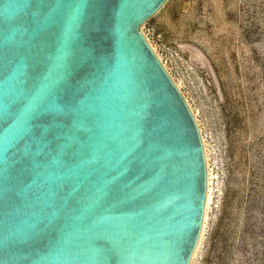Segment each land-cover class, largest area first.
<instances>
[{
	"label": "water",
	"instance_id": "obj_1",
	"mask_svg": "<svg viewBox=\"0 0 264 264\" xmlns=\"http://www.w3.org/2000/svg\"><path fill=\"white\" fill-rule=\"evenodd\" d=\"M165 0H0V264H188L205 161L139 26Z\"/></svg>",
	"mask_w": 264,
	"mask_h": 264
},
{
	"label": "rangeland",
	"instance_id": "obj_2",
	"mask_svg": "<svg viewBox=\"0 0 264 264\" xmlns=\"http://www.w3.org/2000/svg\"><path fill=\"white\" fill-rule=\"evenodd\" d=\"M141 24L199 111L215 173L194 264H264V0H165Z\"/></svg>",
	"mask_w": 264,
	"mask_h": 264
},
{
	"label": "bare ground",
	"instance_id": "obj_3",
	"mask_svg": "<svg viewBox=\"0 0 264 264\" xmlns=\"http://www.w3.org/2000/svg\"><path fill=\"white\" fill-rule=\"evenodd\" d=\"M139 31L141 32L142 36L144 37L145 41L147 42L148 46L150 47V49L152 50V52L154 53V55L156 56V58L158 59V61L160 62V64L162 65V67L164 68V70L166 71V73L168 74L169 78L172 80V82L174 83V85L176 86V88L179 90V92L181 93L187 107L189 108L192 117L196 123L198 132H199V136H200V140L202 143V147H203V153H204V161H205V172H206V180H205V194H204V200H203V211H202V218H201V223H200V229L198 232V236L194 245V248L189 256V260H188V264H194V261L196 260L202 243H203V239H204V235H205V231H206V227H207V222H208V217H209V209L213 200V194H214V189H215V185H214V179H215V173L211 167L210 164V160H209V153H208V147H207V142H206V138H205V134L203 133L200 121L198 119V113L199 111L197 109H195L190 100L188 99V97L184 94V92L181 90V84L176 81L172 75L169 73L165 63L163 62L161 56L159 55V53L157 52L155 46L152 44V42L150 41L149 37L146 35V33L143 30V24H141L139 26Z\"/></svg>",
	"mask_w": 264,
	"mask_h": 264
},
{
	"label": "snow or ice",
	"instance_id": "obj_4",
	"mask_svg": "<svg viewBox=\"0 0 264 264\" xmlns=\"http://www.w3.org/2000/svg\"><path fill=\"white\" fill-rule=\"evenodd\" d=\"M0 178H3V174L2 173H0ZM0 197H2V196H0Z\"/></svg>",
	"mask_w": 264,
	"mask_h": 264
}]
</instances>
